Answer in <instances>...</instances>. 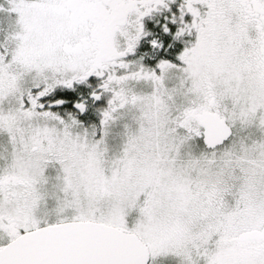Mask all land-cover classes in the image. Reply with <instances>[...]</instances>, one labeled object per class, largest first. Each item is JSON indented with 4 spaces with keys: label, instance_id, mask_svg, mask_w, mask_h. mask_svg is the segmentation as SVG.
Returning a JSON list of instances; mask_svg holds the SVG:
<instances>
[{
    "label": "snow or ice",
    "instance_id": "1",
    "mask_svg": "<svg viewBox=\"0 0 264 264\" xmlns=\"http://www.w3.org/2000/svg\"><path fill=\"white\" fill-rule=\"evenodd\" d=\"M0 264H264V0H0Z\"/></svg>",
    "mask_w": 264,
    "mask_h": 264
}]
</instances>
